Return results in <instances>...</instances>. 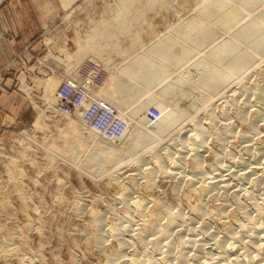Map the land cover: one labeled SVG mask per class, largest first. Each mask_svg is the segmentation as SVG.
<instances>
[{
	"label": "rangeland",
	"instance_id": "rangeland-1",
	"mask_svg": "<svg viewBox=\"0 0 264 264\" xmlns=\"http://www.w3.org/2000/svg\"><path fill=\"white\" fill-rule=\"evenodd\" d=\"M43 1L35 48L26 44L0 70V264H151L161 261L165 242L176 250L185 241L192 255L191 240H203L209 252L224 239L218 208L228 215L239 207L260 226L264 0ZM198 61L199 82L212 85L200 103L183 102L192 88L175 79L200 87L183 74ZM254 130L252 141L242 138ZM197 132L209 149L196 151L201 169L194 173L189 150ZM221 163L212 180L220 185L202 184L201 175ZM152 164L169 171L147 172ZM190 180L192 191L206 186L199 212L184 194ZM144 195L158 202L159 220L141 244L140 219L155 202ZM93 209L102 215L99 247L91 245ZM167 212L180 224L162 231Z\"/></svg>",
	"mask_w": 264,
	"mask_h": 264
},
{
	"label": "bare ground",
	"instance_id": "bare-ground-1",
	"mask_svg": "<svg viewBox=\"0 0 264 264\" xmlns=\"http://www.w3.org/2000/svg\"><path fill=\"white\" fill-rule=\"evenodd\" d=\"M154 1V0H153ZM156 2V0L154 1V3ZM157 2H159L157 0ZM171 3H172V0H171ZM156 4V3H155ZM163 4V2H162ZM169 4V3H168ZM248 6L250 5H245V9H249ZM142 13V12H141ZM140 13V14H141ZM139 16V15H138ZM143 16V15H141ZM140 16V18H141ZM138 18V17H137ZM121 19V18H120ZM123 19V18H122ZM127 20V19H126ZM124 21V20H123ZM123 24V23H121ZM124 26H126V24H123ZM137 35V34H136ZM136 37V36H135ZM138 37V36H137ZM136 37V38H137ZM95 38V37H94ZM135 38V39H136ZM138 40V39H137ZM94 41V40H93ZM92 42H89V43H93ZM136 42V40H135ZM137 43V42H136ZM198 48V47H197ZM201 48V46H199V49ZM202 49V48H201ZM94 50V48H93ZM94 52V51H93ZM191 52L188 51V54L186 56V58L188 56H190L191 58V55H189V53ZM192 56L194 53H192ZM202 54V53H201ZM181 65V63H177V65ZM170 74V73H169ZM168 74V75H169ZM177 74V73H176ZM184 75L188 76L191 78V81L193 82H197L200 87H193L187 80H185L183 77H180V78H177L175 79V81L185 87H190L192 88V91L190 93V96H184L183 93L181 95V98H182V101L184 102V97L185 99H194V100H198L200 96H202V90H209V87L212 85V84H209L211 81H208L207 79H204V81L202 83L199 82V78L201 76V70H200V64H199V61L193 65H191L187 70H185L183 72ZM129 82V81H128ZM130 83V82H129ZM171 82L167 83L162 89L163 91H167L169 89V85H170ZM47 85L53 90L54 87H53V84L51 83H47ZM130 85V84H129ZM204 97V95H203ZM199 101H202V100H198L197 102L200 103ZM255 118H254V121L255 119H257V116H258V112L256 111L255 113ZM160 117H158L157 115H155L153 117V121H157L159 120ZM176 124V121L174 119H170L169 120V125L170 126H175ZM196 131H202V130H198L196 129ZM252 134H243L242 135V138H244V140H247L248 141L250 139L253 140V136H258L257 132L254 130L251 132ZM201 135L200 132H197L196 135H195V138H192L194 139V148H192L191 150V153L194 155L193 156V159L190 160V167L192 168V171L194 173H199L200 172V160L197 158V156L200 154V153H196V151H198L200 148V150H202L203 148V151H208L209 147H207V149L205 148L204 146V142H202L201 140H199L197 137ZM264 138V136L262 137ZM218 139V138H217ZM243 140V141H244ZM250 140V141H252ZM247 141V142H248ZM249 141V142H250ZM246 142V141H244ZM247 142H246V145H247ZM248 142V143H249ZM241 143V142H240ZM252 143V142H251ZM236 144V143H235ZM245 144V143H244ZM240 145V144H239ZM252 145V144H251ZM249 144V147L251 146ZM245 147V146H244ZM205 149V150H204ZM248 149V148H247ZM252 149V148H251ZM259 149L262 151H264V143L261 144V146L259 147ZM194 151V152H192ZM201 152V151H199ZM114 160V159H113ZM117 161V162H115ZM115 162L114 164H117L119 163V160L115 159ZM156 161V160H154ZM244 162V161H243ZM246 164V163H245ZM221 167H222V163L219 164V165H216V167L208 172H205L201 175L200 177V180H203L202 184H209L210 186L212 187H215L219 184V182H214L217 178H216V175H215V172L217 173L218 170H221ZM251 168V167H250ZM253 168V167H252ZM234 169V168H233ZM149 170V169H148ZM225 170V169H224ZM169 171V170H167ZM166 169L158 164V165H153L152 164V168L151 170L147 171V172H156V173H165L167 172ZM234 171V170H233ZM171 172V171H170ZM169 172V174H171ZM221 172V171H220ZM228 172V171H227ZM255 172V170H254ZM232 173V172H231ZM168 174V175H169ZM164 175V174H163ZM167 175V176H168ZM215 175V176H214ZM229 174H227L228 176ZM237 175V174H236ZM239 175V173H238ZM237 175V176H238ZM241 175V174H240ZM244 175V174H243ZM131 176V175H130ZM133 176V175H132ZM214 176V177H213ZM221 177V174L219 175ZM226 176V175H225ZM236 176V177H237ZM224 177V175H223ZM232 177V176H231ZM234 177V176H233ZM242 177V176H241ZM214 178V181L212 182ZM230 178V176H229ZM229 178L227 177V179L229 180ZM130 179V178H129ZM226 179V180H227ZM235 179V178H234ZM233 179V180H234ZM133 180V178L131 179ZM210 180V181H209ZM221 180V179H220ZM225 180V178H224ZM223 180V182H224ZM232 180V181H233ZM130 181V180H129ZM231 181V179H230ZM221 182V181H220ZM232 182H230L231 184ZM191 180L189 182V184L185 187V190H184V194L188 195L187 197L191 196L190 198H195V202L191 205H189V208L191 211H196L199 212V209H197V204L201 201V199L203 198V195L204 193L206 192V186H200L199 188L195 189V190H191ZM220 185V184H219ZM233 185V184H232ZM143 189L142 191L144 190V192L146 193H149L148 191L150 189H152L153 187V184H152V179L151 177L148 175L147 178L145 179V182L143 184ZM247 191V190H246ZM143 192V193H144ZM145 193V194H146ZM246 193V192H245ZM148 195V194H147ZM145 196L143 197L144 199V202L147 204L149 202H154L152 199H150L148 196ZM245 195V194H244ZM263 201V200H262ZM133 206L135 207L136 210L140 209L141 206H142V200H136L134 203H133ZM254 207V206H253ZM220 209V210H219ZM241 208L239 207H235L233 209H231L227 215V213L225 212L226 214V219H225V214L222 213V208H218V212L214 213L215 216H216V220L220 221L221 224H219V227L222 228L223 232H224V239H222L223 241L220 242L221 240L219 239V242H215V244L213 243L212 245L214 246L212 250H209L206 251L205 249L207 247H204L205 246V242H202L203 240H200L199 242H201V244L204 243V245H201L199 243L195 244L193 243L194 240H191L193 242H191L193 244V248L196 247V250H195V253L193 252V254L190 255L187 253H184V249L182 248V246L184 245V243H186L184 241L183 245L182 243H177V245L175 246L177 249L176 250H173L171 247V243L170 242H165L162 247H165L167 249V251L163 252L161 251V248L160 250L158 251V246H157V242H154L153 245H152V250L153 251H158V252H161L163 254V257L162 259H159L161 260L160 262H153L151 264H220L221 262L224 261V263L226 262V264H232V263H235V264H244L245 262H249L250 264H264V207H256L254 210H255V213L257 215V217L259 216V218L263 219L262 223L259 224L260 226L256 227L254 226L253 223H248L247 222V217H249V214L247 213L248 211H241L240 210ZM224 210V208H223ZM221 211V212H219ZM228 212V211H227ZM159 204L158 202H154L153 206L148 210V212L143 215L141 222H140V230L138 232V237H137V240L139 243L141 244H144L143 241H145V239L148 237V235L151 233V228L153 226H155V222H157L159 220ZM213 214V215H214ZM92 216H93V221H94V224H93V244L91 245H97L98 247L101 245L102 243V236H101V233H100V223H101V220H102V215L100 214V212L96 211V209L92 211ZM141 216V215H140ZM214 217V216H213ZM244 218L245 219V222H242L239 220V218ZM140 218V217H139ZM224 219V220H223ZM175 222H176V218L174 216H172L171 213L167 212L166 213V216H165V219L163 220L162 222V231H166L168 230L169 228L173 227L175 225ZM177 224H180V223H177ZM176 224V225H177ZM253 224V225H252ZM175 225V226H176ZM179 226V225H178ZM161 229V228H160ZM114 228L113 230L111 231L113 234H114ZM176 230V229H175ZM179 231V230H178ZM249 231H252L253 233H248ZM110 232V234H111ZM179 233V232H178ZM181 233V232H180ZM183 233V232H182ZM116 234V233H115ZM114 234V236H115ZM226 235V236H225ZM119 236V235H118ZM130 236V235H129ZM229 237L231 239H233V242H230L229 245H227V240L225 237ZM189 239V238H188ZM198 239V238H197ZM10 240V239H9ZM217 240V239H216ZM7 241V240H6ZM12 241V240H11ZM226 241V244L225 242ZM195 242H197L195 240ZM210 243V242H209ZM188 244V243H187ZM190 244V243H189ZM188 244V245H189ZM158 245H159V242H158ZM211 245V247H212ZM95 246V247H97ZM208 246V245H207ZM218 246L220 248V250L218 249V251L215 249V248H218L216 247ZM93 247V246H91ZM185 247V245L183 246ZM211 247L209 246L208 248L211 249ZM95 249V248H94ZM101 249V248H100ZM186 249V248H185ZM14 250V249H13ZM21 251V250H20ZM123 251V250H122ZM121 251V252H122ZM214 251V252H213ZM112 252V251H111ZM117 252V250H116ZM121 252H118L119 255H121ZM124 252V251H123ZM212 254H211V253ZM18 253V252H17ZM202 255H201V254ZM208 253L210 255H208ZM106 254V253H104ZM113 254H116V253H113ZM117 254V255H118ZM135 254V253H134ZM158 254V253H157ZM112 255V254H110ZM117 255H115L116 258H119L117 257ZM160 255V254H159ZM215 255V256H214ZM122 256V255H121ZM124 256V255H123ZM203 256L205 258H203ZM27 257V256H26ZM36 257V256H35ZM115 257L113 256V258L115 259ZM128 257V256H127ZM109 258L111 259V257L109 256ZM131 258V257H130ZM135 258V257H134ZM34 259V258H33ZM123 259V258H122ZM22 260V258H21ZM35 260V259H34ZM116 260V259H115ZM119 260V259H118ZM117 260V261H118ZM24 261V260H23ZM32 261V260H31ZM116 261V262H117ZM126 261V259H125ZM131 261V260H130ZM119 262V261H118ZM140 262V261H139ZM148 262V261H147ZM146 262V263H147ZM115 263V262H114ZM124 263V262H123ZM146 263H143V264H146ZM245 263V264H246ZM122 264V263H121ZM132 264H139L138 262H136L135 260L132 261ZM140 264H142L140 262Z\"/></svg>",
	"mask_w": 264,
	"mask_h": 264
},
{
	"label": "crops",
	"instance_id": "crops-1",
	"mask_svg": "<svg viewBox=\"0 0 264 264\" xmlns=\"http://www.w3.org/2000/svg\"><path fill=\"white\" fill-rule=\"evenodd\" d=\"M46 7L43 0H0V70L17 59L19 52L25 53L26 44L35 48L45 27Z\"/></svg>",
	"mask_w": 264,
	"mask_h": 264
},
{
	"label": "built area",
	"instance_id": "built-area-1",
	"mask_svg": "<svg viewBox=\"0 0 264 264\" xmlns=\"http://www.w3.org/2000/svg\"><path fill=\"white\" fill-rule=\"evenodd\" d=\"M101 110V109H100Z\"/></svg>",
	"mask_w": 264,
	"mask_h": 264
}]
</instances>
